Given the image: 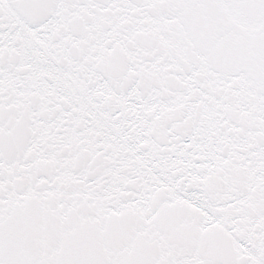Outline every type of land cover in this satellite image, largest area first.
<instances>
[{"label":"snow or ice","instance_id":"obj_1","mask_svg":"<svg viewBox=\"0 0 264 264\" xmlns=\"http://www.w3.org/2000/svg\"><path fill=\"white\" fill-rule=\"evenodd\" d=\"M0 264H264V0H0Z\"/></svg>","mask_w":264,"mask_h":264}]
</instances>
